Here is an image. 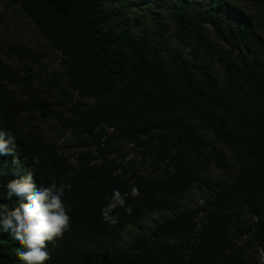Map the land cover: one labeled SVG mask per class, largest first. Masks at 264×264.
<instances>
[{"label":"trees","instance_id":"obj_1","mask_svg":"<svg viewBox=\"0 0 264 264\" xmlns=\"http://www.w3.org/2000/svg\"><path fill=\"white\" fill-rule=\"evenodd\" d=\"M207 1L6 0L60 54L45 78L48 51L6 40L17 63L0 54V130L16 136L0 156V204L17 206L7 185L29 171L37 190L71 185V231L47 264H264L262 8ZM49 120L81 147L74 159ZM133 186L132 214L118 208L119 223H105L113 190ZM20 247L0 229V264H22Z\"/></svg>","mask_w":264,"mask_h":264},{"label":"clouds","instance_id":"obj_2","mask_svg":"<svg viewBox=\"0 0 264 264\" xmlns=\"http://www.w3.org/2000/svg\"><path fill=\"white\" fill-rule=\"evenodd\" d=\"M16 136L11 132L0 130V156L15 153ZM34 163L39 161L33 158ZM13 164H20L19 159ZM21 168L14 170L19 174ZM7 198L17 199V206L9 209L6 204H0V229L11 234L21 246L16 255L22 264H47L51 259L49 245H55L66 232L71 231V216L65 203V191L71 190L70 184L53 181L50 185H41L39 190L33 180L32 171L20 179H15L7 185ZM137 187L130 192L122 193L119 189L113 190L109 203L101 209L105 223L115 227L119 223L117 215L112 213L123 208L128 215L132 214V207L127 206L129 196L139 197Z\"/></svg>","mask_w":264,"mask_h":264},{"label":"rangeland","instance_id":"obj_3","mask_svg":"<svg viewBox=\"0 0 264 264\" xmlns=\"http://www.w3.org/2000/svg\"><path fill=\"white\" fill-rule=\"evenodd\" d=\"M201 2H208L207 0H200ZM198 3L199 5L201 4ZM258 5L256 6H249L245 5L250 11H259L260 10V18L264 19V0H258ZM14 41L19 43H26L28 46L32 47L33 49L40 50V51H48L46 57L44 58L43 62L46 65L45 70H38V73L43 78L47 77L53 71H60V54L51 49L48 45V41L44 36L41 34L40 30L36 27L34 22L22 11H20L15 6L9 5L6 0H0V54L3 58L9 62L17 63L11 60L6 53L5 49V41ZM50 124V126H49ZM43 128L46 130V134L49 135L51 139H54L62 146V152L67 155L73 157V159L77 156L78 151L81 147H78L75 141L71 138L69 133H65L64 135H60V125L55 120H49L42 123ZM68 139V141H67ZM129 146H124V150H128ZM132 157V156H131ZM213 175L217 176L221 173L217 167H212ZM207 196L206 190H202L200 192H193L192 194L186 195L185 202L189 207L196 206L200 204L203 199ZM159 219L158 215L152 216L148 221L147 224L149 226H153L156 224L157 220ZM135 229L131 226L128 227V231L132 232ZM126 238H130V233L126 234ZM257 256L263 261V253L256 247Z\"/></svg>","mask_w":264,"mask_h":264}]
</instances>
